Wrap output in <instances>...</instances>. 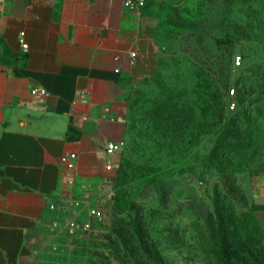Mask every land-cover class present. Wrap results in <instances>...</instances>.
I'll return each instance as SVG.
<instances>
[{
    "label": "rangeland",
    "instance_id": "obj_1",
    "mask_svg": "<svg viewBox=\"0 0 264 264\" xmlns=\"http://www.w3.org/2000/svg\"><path fill=\"white\" fill-rule=\"evenodd\" d=\"M142 62L34 264H264V0L163 5Z\"/></svg>",
    "mask_w": 264,
    "mask_h": 264
},
{
    "label": "crops",
    "instance_id": "obj_2",
    "mask_svg": "<svg viewBox=\"0 0 264 264\" xmlns=\"http://www.w3.org/2000/svg\"><path fill=\"white\" fill-rule=\"evenodd\" d=\"M175 1L0 0V264H34L49 207L101 164L102 116Z\"/></svg>",
    "mask_w": 264,
    "mask_h": 264
},
{
    "label": "built area",
    "instance_id": "obj_3",
    "mask_svg": "<svg viewBox=\"0 0 264 264\" xmlns=\"http://www.w3.org/2000/svg\"><path fill=\"white\" fill-rule=\"evenodd\" d=\"M143 2H144V0H126L125 4H126V6H128L131 9H137L138 7H140L143 4ZM20 35H21V37H24V32H21ZM22 46L24 48H27L28 44L25 42H22ZM138 56H139V53L137 50H133L131 52V59H130V65L131 66H134L136 64ZM238 61L240 62V58L238 59ZM233 106H234V103H233ZM114 147H115V145L112 142L108 145V148L110 151L114 150ZM70 157H75V154H71ZM62 159L64 161H67L68 157L64 156Z\"/></svg>",
    "mask_w": 264,
    "mask_h": 264
},
{
    "label": "trees",
    "instance_id": "obj_4",
    "mask_svg": "<svg viewBox=\"0 0 264 264\" xmlns=\"http://www.w3.org/2000/svg\"><path fill=\"white\" fill-rule=\"evenodd\" d=\"M236 138H237V131H235V130H230L228 128V129H224L221 131V135H220L221 140L228 141V140H232V139H236ZM215 150H217V149H214V152H215Z\"/></svg>",
    "mask_w": 264,
    "mask_h": 264
}]
</instances>
